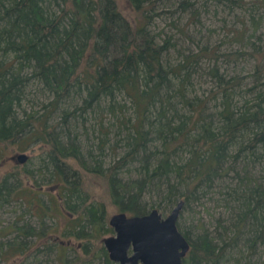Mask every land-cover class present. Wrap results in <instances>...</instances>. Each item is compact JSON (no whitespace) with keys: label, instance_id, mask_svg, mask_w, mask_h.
<instances>
[{"label":"trees","instance_id":"16d2710c","mask_svg":"<svg viewBox=\"0 0 264 264\" xmlns=\"http://www.w3.org/2000/svg\"><path fill=\"white\" fill-rule=\"evenodd\" d=\"M128 1L130 11L124 12L117 0H0V159L7 147L24 150L33 143L43 151L34 172L15 164L0 178V198L19 199L28 209L36 199L40 219L51 207L55 218L67 213L62 236L81 242L88 262L98 257L109 264L102 240L113 228L106 203L90 196L88 174L102 181L108 201L127 214H144L152 207L164 210L179 199L188 203L197 199L200 187L226 176L219 198L231 221L217 219V235L199 227L193 233L176 222L190 245L182 262L220 264L228 259L230 264H252L250 257L259 245L255 264H264V67L255 64L250 74L254 82L244 87L252 96L239 103L233 100L234 87L242 80L210 68L221 97L216 112L221 123L215 126L198 96L187 95L191 73L182 70L190 60L170 63L165 55L171 36L157 40L150 31L152 3ZM195 4L179 0L178 6L185 10ZM34 82L51 97L39 102L40 109L20 111L26 88ZM61 103L59 121L65 128L57 129L59 121L49 123V114ZM178 103L188 105L189 111H181ZM91 112L96 115L99 153L89 149L87 160L70 125ZM106 118L116 122L115 135L123 134L112 147L119 142L124 147L107 166L98 157L107 153L111 127ZM237 161L240 166H235ZM132 162L137 165L128 168ZM257 164L261 172L252 169ZM23 177L31 180L30 186ZM43 181L53 183L56 191L46 202L40 196L45 189L32 188ZM25 191L34 193L32 200H24ZM154 192L157 204L150 200ZM13 229L18 235H44L30 226ZM237 240L242 248L228 258L227 249ZM3 245L18 253L28 248L17 237L2 242L1 250ZM70 247L55 242L60 263L74 264L75 258L66 255Z\"/></svg>","mask_w":264,"mask_h":264},{"label":"rangeland","instance_id":"374dc122","mask_svg":"<svg viewBox=\"0 0 264 264\" xmlns=\"http://www.w3.org/2000/svg\"><path fill=\"white\" fill-rule=\"evenodd\" d=\"M117 2L124 12L130 11L131 4L128 0H117ZM146 2L152 3V19L149 23L150 31L155 34L157 40L158 38L171 36L172 46L169 47L165 57L170 63H176L181 58L190 60L188 67L182 70L187 72L189 69L191 73L189 74L190 83L187 95L196 94L200 101V107H204L203 113L206 114L208 119L213 120L215 126L219 125L221 119L216 112L221 106V97L216 92L218 89L217 80L210 72V68L218 69V73L221 72L226 77L237 75L242 80L240 84L239 81L235 83L236 86L234 88L237 89L234 91L233 100L239 103L242 102L243 98L252 96L250 91L248 90V93L244 87L248 88L254 82L255 78L250 74L254 72L255 64L259 62V65L264 67V0H195V8L197 9L195 12L191 11L195 9L194 7L182 10L178 6L179 0H147ZM50 97L51 94L41 90L35 82L30 83L26 88V97L22 100L20 111L30 112L33 109H40L39 102L47 101ZM173 99L176 101V96ZM177 106L181 111H189L188 105L184 106V104L178 103ZM62 107L64 105L61 103L49 114V123L59 121ZM127 110L126 115L130 116L132 108L128 106ZM103 116L109 117L110 115L104 113ZM82 117L86 119L82 120ZM95 119L96 115L94 112L89 114L82 113L77 118V121L70 125L71 135L76 136L80 144L81 154L87 160H91L88 153L89 149L93 154L99 153V149H97V143H99L97 138L98 131L93 125ZM113 121L109 119L105 121L111 127L106 144L107 153L104 152L103 155L102 153L98 155L106 166L120 155L124 149L121 142H119L115 150L112 147L113 142L118 140V135H120V138L123 135L114 134L116 122ZM56 128L64 129L65 126L59 121ZM20 152H24L27 155V160L23 163H19L16 159L17 154ZM42 152L41 147L33 143L24 150L7 147L3 150L4 157L0 159V178L7 171L14 168L15 164H25L34 172L40 161V156L43 154ZM135 165H137V162H132L128 164V168H132ZM235 166H240L239 161L236 162ZM252 169L260 171V165L257 164ZM80 170L83 171L81 168ZM127 175L124 174V176ZM88 176L90 179L85 181V185L89 187L90 196L106 203L109 217L117 210L108 201L102 181L98 180L94 175L88 174ZM23 178L22 181L25 180L24 183L26 182V185L30 186L31 180ZM228 180L229 178L226 176L215 178L212 186L207 185L206 188H199L197 199H191L188 203H184L177 218V222L182 229H189L194 233L198 227L207 228L210 234L217 235L219 230L215 228L217 219H220L222 223L231 221L230 212L227 211L219 198V189L224 187ZM43 182L40 187L32 188L45 189V191L40 193V196L46 202L48 196L56 191L53 183ZM23 194L24 200L28 201L29 199L32 200L34 193L25 191ZM150 200L157 204L159 195L154 192ZM150 200H147V203ZM31 204L30 209H28L19 199L3 200V198H0V247L2 242L10 241L14 237L28 244L27 250L22 253L10 250L11 247L5 250L3 245L2 250L0 249V264H62L58 261V251L54 248L56 241H59L64 246H73L67 250L66 255L70 260L75 258L74 264L83 262V264L103 263L102 258L98 257H91L88 262L89 256L84 255L79 247L81 242L73 237L62 236L64 225L67 224V218L69 217L67 213L62 212L61 216H56L55 218L53 216L54 208L51 207L49 210H52L40 219L37 216L41 212L40 205L36 199L32 200ZM163 204L164 202L161 205ZM54 206L56 207L57 205ZM58 206L61 211V206ZM172 207L164 210L158 207V209L162 215H166ZM13 226H24L25 228L30 226L34 230L41 229L44 235H18L17 230L13 229ZM230 246L231 248H228V253H226L228 258L231 257L230 255H238L239 249L242 248V242L237 240ZM260 248L258 245L255 249L256 251L251 255L252 264H255L259 259ZM84 260H87V262ZM109 264H118V262L112 260ZM220 264H230V261L226 259Z\"/></svg>","mask_w":264,"mask_h":264},{"label":"water","instance_id":"95a60500","mask_svg":"<svg viewBox=\"0 0 264 264\" xmlns=\"http://www.w3.org/2000/svg\"><path fill=\"white\" fill-rule=\"evenodd\" d=\"M16 159L23 163L27 155L20 152ZM183 203L179 199L166 215L157 207L144 214L113 212L108 222L114 232L102 240L109 258L118 264H183L190 247L176 223Z\"/></svg>","mask_w":264,"mask_h":264}]
</instances>
